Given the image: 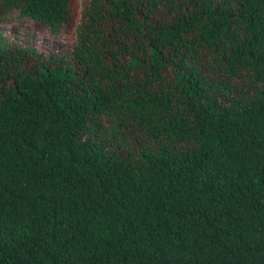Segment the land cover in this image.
<instances>
[{
	"label": "trees",
	"instance_id": "1",
	"mask_svg": "<svg viewBox=\"0 0 264 264\" xmlns=\"http://www.w3.org/2000/svg\"><path fill=\"white\" fill-rule=\"evenodd\" d=\"M70 2L0 5L58 33ZM77 40L0 31V264H264V0H87Z\"/></svg>",
	"mask_w": 264,
	"mask_h": 264
},
{
	"label": "rangeland",
	"instance_id": "2",
	"mask_svg": "<svg viewBox=\"0 0 264 264\" xmlns=\"http://www.w3.org/2000/svg\"><path fill=\"white\" fill-rule=\"evenodd\" d=\"M86 4L87 0H71L69 19L64 21L58 33L53 32L49 27L38 21L21 17L19 10L16 8L6 9L0 5V31L12 41L24 46H34L45 55L55 52L56 54H66L72 57L78 44L77 36ZM203 55L201 68L210 75L224 76L223 68L219 67L214 60L212 52L206 50L203 51ZM168 80L169 77H167ZM236 83L239 87H247L250 84L245 75L237 78ZM119 121L123 124L121 130L119 133L113 132L114 136H110L111 140L120 144L125 142L130 149L146 144L147 135L145 131L139 127L137 122L132 121L128 115L125 117L120 116L119 119L113 115H103L102 131L111 128L113 131V127L117 126Z\"/></svg>",
	"mask_w": 264,
	"mask_h": 264
}]
</instances>
